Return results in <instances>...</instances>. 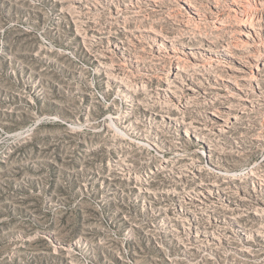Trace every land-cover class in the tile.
<instances>
[{
    "label": "rangeland",
    "instance_id": "374dc122",
    "mask_svg": "<svg viewBox=\"0 0 264 264\" xmlns=\"http://www.w3.org/2000/svg\"><path fill=\"white\" fill-rule=\"evenodd\" d=\"M264 264V0H0V261Z\"/></svg>",
    "mask_w": 264,
    "mask_h": 264
},
{
    "label": "trees",
    "instance_id": "16d2710c",
    "mask_svg": "<svg viewBox=\"0 0 264 264\" xmlns=\"http://www.w3.org/2000/svg\"><path fill=\"white\" fill-rule=\"evenodd\" d=\"M0 264H7V262H5V260L0 261Z\"/></svg>",
    "mask_w": 264,
    "mask_h": 264
}]
</instances>
